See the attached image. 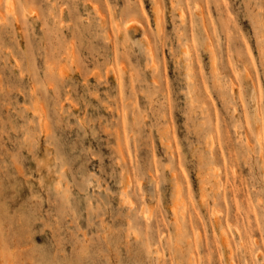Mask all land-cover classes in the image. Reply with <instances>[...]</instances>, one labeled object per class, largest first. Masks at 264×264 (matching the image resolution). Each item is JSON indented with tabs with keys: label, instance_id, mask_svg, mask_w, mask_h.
Returning a JSON list of instances; mask_svg holds the SVG:
<instances>
[{
	"label": "rangeland",
	"instance_id": "rangeland-1",
	"mask_svg": "<svg viewBox=\"0 0 264 264\" xmlns=\"http://www.w3.org/2000/svg\"><path fill=\"white\" fill-rule=\"evenodd\" d=\"M93 3L78 5L80 15L94 14ZM50 7L36 0L31 9H20L13 0L11 11L5 8L0 12V30L4 33L6 45L12 47L11 34L14 33L19 48H25L27 41L32 39L30 31L26 34L23 30L25 21L36 29V35L45 45H54L58 34L53 21L48 20L47 34L40 31ZM96 9L100 11V17L108 13L103 31L107 32L110 42L105 43L103 36L93 40L85 33L83 47H77L76 52L88 55L90 66L110 65L117 58L118 51L129 48L127 62L120 59L119 76L116 72L108 73L112 88L123 87L124 95L128 96L133 70L136 79L149 84L154 73L158 75L163 71L173 101L172 120L179 125L181 120L175 112L176 101L179 99L187 111L189 100L185 96L177 97L176 92L181 87L187 89L190 73L198 77L202 71L206 77L215 70L220 84L230 82L232 85L231 94L225 92L224 100L217 103L216 115L229 120L227 111L232 97H239L244 89L249 115L257 117L251 131L245 129L247 144L252 151L234 160L224 146V126L221 125L219 135L214 138L212 158L209 159L206 149H200L205 153L201 171L197 149L203 141L195 125L189 123L188 127L192 129L191 152L197 157L199 175L192 172L190 165L183 169L175 182L172 173H164L166 183L161 185L160 196L162 215L148 197L140 201L133 196L135 210L130 213L127 204L118 196L109 198L100 192L98 195L104 201L101 204L104 209L100 214L102 220L92 216L89 226L85 227L80 208H86L87 202L78 186L80 177L77 176L76 184L73 183L74 172L66 173V183L59 185L60 188L72 187L67 193L54 191L51 206L47 203L38 205L28 197L27 189L17 190L13 199L0 198V264L5 261L11 264H107L114 258L120 264H264V180L260 171V164L264 161L258 155L259 139L264 143L258 115L260 92L264 90V67L260 63L264 33L259 30L258 21L245 22L243 37L238 39L233 26L227 23V13L235 14V5L231 3L224 8L202 0H117L111 12L108 5L99 3H96ZM37 16L42 18L37 19ZM64 17L67 23V10ZM14 63L15 60L10 61V64ZM5 73L9 74V70L5 69ZM89 82L94 83L95 77ZM136 87L139 89L140 85ZM103 91L105 89L101 88ZM209 91H212L211 85ZM219 94L214 93L212 99L217 100ZM110 95L115 96L116 92ZM237 111L242 114L243 105ZM99 114L107 119L118 115L103 108ZM184 120L188 121V117ZM11 135L15 137L17 134ZM176 140L180 142L177 160L182 154L191 159L179 127L176 128ZM153 144L157 159L163 158L167 163V158L162 157L164 146L158 134L154 133ZM84 146L88 147V142ZM91 147L97 148L94 141ZM99 150L108 154L103 147ZM145 154L146 150L142 148L141 157ZM16 170L9 168L6 174H0V179L14 184L15 180L10 177L22 179L15 176ZM58 179L53 175L47 182L55 185ZM150 179L147 177L141 185L146 193L151 187ZM185 185L190 189V200L185 197ZM102 187L113 193L118 190V186L114 187L107 179ZM91 193L92 189H89L88 194ZM58 195L68 199L75 215L60 214ZM99 202L93 200V206ZM141 211L143 215L139 214Z\"/></svg>",
	"mask_w": 264,
	"mask_h": 264
},
{
	"label": "clouds",
	"instance_id": "clouds-1",
	"mask_svg": "<svg viewBox=\"0 0 264 264\" xmlns=\"http://www.w3.org/2000/svg\"><path fill=\"white\" fill-rule=\"evenodd\" d=\"M116 2L112 0V4H109V0H96V3L108 5L109 12ZM202 2L217 3L224 8H228L230 3L235 5V14L227 13V23L233 26L236 38L243 37L245 22L258 21L259 30L264 33V0ZM40 3L51 5L40 31L47 34L48 20H52L58 34L54 45H45L36 35V29L26 21L23 30L26 34L30 31L32 39L27 41L24 49L19 48L14 33L11 34L12 47L9 48L0 30V174H6L9 168H16L15 176L22 178L10 177L15 180L14 184L0 179V198L10 200L17 195V190L27 189L28 197L38 205L47 203L51 206L54 191L67 193L68 188L72 187L60 188L59 185L66 183V173L74 172L73 183L76 184L79 176L78 186L87 202L86 208H80V218L85 227L89 226L92 216L102 220L100 214L104 209L101 204L104 201L98 195L100 192L109 198L118 196L121 202L127 204L130 213L135 210L133 196L140 201L148 197L155 202L156 209L162 215L160 196L161 185L166 183L164 173H172L175 182L183 169L190 165L192 172L199 175L197 157L191 152L192 129L188 127L189 123L195 125L203 141L197 149L201 157V171L205 153L200 149H206L209 159L212 158L214 138L219 135L221 125L224 126V146L234 160L251 153L245 129L251 131L257 117L249 115L244 89H241L239 97H232L227 111L229 120L225 121L216 115V105L224 100L225 92L231 94L230 82L220 84L215 70L206 77L202 71L198 77L190 73L187 89L181 87L176 92L177 97L185 96L189 100L188 110L185 111L183 103L177 99L175 112L181 123L176 125L172 120L173 101L163 71L158 75L154 73L149 84L136 79L133 70L132 86L129 95L125 96L123 87L117 90L109 85L108 73L116 72L119 76L120 59L127 62L129 48L118 51L117 58L110 65L90 66L88 55L76 52L77 47H83L85 33L93 40L103 36L105 43L110 42L107 32L103 31L108 13L100 17L93 0H40ZM81 3H93L94 14L89 12L81 16L77 7ZM15 4L20 9H31L36 0H15ZM5 8L11 11L13 0H0V12ZM65 10L67 23L64 22ZM41 18L37 16V19ZM12 60H15L14 64H10ZM260 63L264 67V50L260 54ZM5 69L9 70V74L5 73ZM93 77L95 82L90 83ZM137 84L140 85L139 89ZM210 85L212 91H209ZM101 88L105 91L101 92ZM113 91L116 92L115 96L110 95ZM217 92L220 93L218 99L213 100L212 95ZM260 101V135L264 137V90L260 92ZM241 105L244 107L242 114L237 111ZM101 108L118 115L107 119L99 114ZM184 117H188V121ZM177 127L191 159L182 154L177 160L180 143L176 140ZM11 133L17 135L13 137ZM154 133L159 135L164 146L162 157L167 158V163L163 162V158L156 157ZM93 141L96 149L91 147ZM85 142H88V147L84 146ZM100 147L107 149L108 154L100 151ZM142 148L146 150L143 158L140 155ZM258 155L264 161V143H261ZM213 169L218 172L214 166ZM260 171L264 180V163L260 164ZM53 175L59 178L55 185L47 182ZM101 177L114 187L118 186V190L113 193L109 188L102 187L105 179ZM147 177H151V187L146 193L141 185ZM89 189H92L91 195L88 194ZM185 189V197L190 200V189L187 185ZM57 198L61 200L59 211L62 216L68 213L75 215L67 198L60 195ZM93 200L100 202L93 206ZM139 214L143 215V212ZM4 264L11 262L5 261ZM107 264L120 262L114 258Z\"/></svg>",
	"mask_w": 264,
	"mask_h": 264
},
{
	"label": "bare ground",
	"instance_id": "bare-ground-1",
	"mask_svg": "<svg viewBox=\"0 0 264 264\" xmlns=\"http://www.w3.org/2000/svg\"><path fill=\"white\" fill-rule=\"evenodd\" d=\"M12 9H13V8H12ZM12 9H11V10H12ZM26 13H27V12H26ZM16 25H18L17 22H16ZM19 26H20V25H19ZM259 142H260V144L262 143V139H261V138L259 139Z\"/></svg>",
	"mask_w": 264,
	"mask_h": 264
}]
</instances>
